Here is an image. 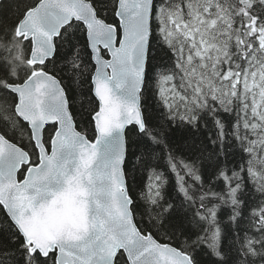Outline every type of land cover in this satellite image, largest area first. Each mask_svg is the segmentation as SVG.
Wrapping results in <instances>:
<instances>
[{
  "label": "snow or ice",
  "instance_id": "snow-or-ice-1",
  "mask_svg": "<svg viewBox=\"0 0 264 264\" xmlns=\"http://www.w3.org/2000/svg\"><path fill=\"white\" fill-rule=\"evenodd\" d=\"M0 9V264H264V0Z\"/></svg>",
  "mask_w": 264,
  "mask_h": 264
},
{
  "label": "trees",
  "instance_id": "trees-1",
  "mask_svg": "<svg viewBox=\"0 0 264 264\" xmlns=\"http://www.w3.org/2000/svg\"><path fill=\"white\" fill-rule=\"evenodd\" d=\"M8 0H2L0 4H7ZM15 11V9L9 10L7 14L9 16L12 15V13ZM5 10L0 9V18H2ZM153 57H155L151 63L153 65H157L160 63L159 56L157 55L156 51H153L151 53ZM67 82V81H66ZM84 98L81 96H77V99L75 101V109L74 111L77 113L76 115V121L80 125L81 128H83L84 124L87 121V109L88 106L85 103L84 107L81 108V101ZM143 99V111L145 116L149 120V124H159L160 123V116H159V111L155 108V103L152 99V93L148 92L145 94V96L142 98ZM3 125V121L0 120V126ZM206 135V131L202 128L201 132L198 133H191L188 131H185L183 128L177 127L174 132H170L169 135L172 136L173 140L176 142V144L181 148L186 150L188 145H191L193 141L199 142L201 139L204 138V135ZM132 140H135V137H131ZM135 153V155H133ZM140 154V149H138L137 145L130 144L128 148V169L132 173L133 176L137 177V182L133 183L130 181V185L136 189L137 194H139L140 191V182H139V177L141 175V171L139 168V161L137 160V156ZM201 259L206 260L207 257L201 254Z\"/></svg>",
  "mask_w": 264,
  "mask_h": 264
},
{
  "label": "water",
  "instance_id": "water-1",
  "mask_svg": "<svg viewBox=\"0 0 264 264\" xmlns=\"http://www.w3.org/2000/svg\"><path fill=\"white\" fill-rule=\"evenodd\" d=\"M2 0H0V2H1ZM131 127V126H130Z\"/></svg>",
  "mask_w": 264,
  "mask_h": 264
}]
</instances>
